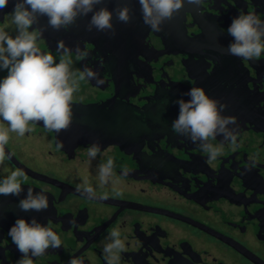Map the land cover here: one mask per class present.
I'll return each mask as SVG.
<instances>
[{"label": "flooded vegetation", "instance_id": "obj_1", "mask_svg": "<svg viewBox=\"0 0 264 264\" xmlns=\"http://www.w3.org/2000/svg\"><path fill=\"white\" fill-rule=\"evenodd\" d=\"M12 8L0 11V29L14 36ZM240 13L264 20V0H204L197 18L186 16L182 52L150 29H135L120 61L88 36L44 32L43 51L59 60L62 40L73 50V68L98 69L105 83H81L69 131L57 136L41 123L23 137L10 133L6 152L14 155L0 165V179L16 168L27 179L19 197L0 196V264L21 258L8 236L17 218H35L62 240L33 264H108L104 246L112 230L124 244L116 264H264V54L254 60L227 54L233 41L227 28ZM77 46L88 51L84 60H76ZM6 75L0 69V80ZM196 86L226 105L222 115L238 125V147L225 144L211 163L171 127L175 101L189 100L185 93ZM93 143L101 154L90 159ZM109 158L115 175L102 185L98 165ZM85 180L94 198L77 191ZM29 187L48 196L46 211L17 207Z\"/></svg>", "mask_w": 264, "mask_h": 264}, {"label": "clouds", "instance_id": "obj_2", "mask_svg": "<svg viewBox=\"0 0 264 264\" xmlns=\"http://www.w3.org/2000/svg\"><path fill=\"white\" fill-rule=\"evenodd\" d=\"M11 23L15 26V35L0 29V69L7 75L0 80V165L13 158L6 152L10 133L23 137L33 130L30 125L41 124L48 132L58 134L72 123V102L74 94L80 90L82 82L95 81L97 87L105 81L98 69L86 64L82 69L73 68V50L64 42H57V58L51 52L41 49L39 41L44 32L68 30L78 19L88 18L87 30L111 32L115 35L113 18L119 23L128 24L132 20L128 0H118L117 6L109 9L105 0H11ZM144 25L153 32L162 31L165 22L173 20L186 5L200 9L204 0H137ZM9 0H0V10L6 8ZM46 17L47 23L40 24V18ZM227 33L233 41L227 47V54L242 60L259 59L264 54V20L253 13H240L232 18ZM76 60L88 56L86 49L77 46L74 50ZM190 99H178V117L172 122V131L187 138L207 155L208 162L215 161L224 154V145L235 150L238 147V125L235 117L224 116L226 105L207 95L202 87H191L185 93ZM167 104V100L162 102ZM233 127H229V126ZM222 137L219 144L213 141ZM63 144L58 143L57 148ZM101 154L98 143L87 149L90 159ZM125 169L122 175H126ZM114 161L109 158L98 165V179L102 185L108 184L114 177ZM26 173L16 168L0 179V196L19 197L24 188ZM77 191L87 198L95 197V190L85 180L77 185ZM17 207L23 212L46 211L49 207L48 196L43 192H34L27 188L24 198L19 199ZM8 236L21 258L17 264H33V258L40 257L50 248L62 245L60 236L51 226L43 225L35 218L28 222L17 218L10 227ZM118 230L109 233L110 243L104 246L108 264H116L118 253L124 250V244ZM69 264H81L71 259Z\"/></svg>", "mask_w": 264, "mask_h": 264}, {"label": "water", "instance_id": "obj_3", "mask_svg": "<svg viewBox=\"0 0 264 264\" xmlns=\"http://www.w3.org/2000/svg\"><path fill=\"white\" fill-rule=\"evenodd\" d=\"M11 0H9V4H11ZM118 0H105V5L109 9H113L117 6ZM128 4L131 8V15L132 20L128 24L119 23L116 21L115 16L113 18V26L115 30V35L111 32H98L95 29L92 31L87 30V22L88 18H80L77 20L76 24L70 27L68 30H60L57 31V34H68L70 33H77V35H84L88 36L97 43V46L102 49H107L113 56L123 60V57H126L128 54L127 51L129 50L130 42L136 35V31L139 29H148L149 28L144 25L140 6L137 0H128ZM1 11V10H0ZM199 9H195L193 6L186 5L184 10L179 13L173 20L165 22L162 25V31L156 32L160 35L163 39H166V42L174 46L178 49L179 52H182L185 49V46H188L186 43L187 40V31L186 26L184 25L186 21L187 14L191 13L194 18H197ZM46 18V17H42ZM47 19V18H46ZM54 32V30L52 31ZM121 64V63H120ZM68 131L70 127L67 128Z\"/></svg>", "mask_w": 264, "mask_h": 264}]
</instances>
